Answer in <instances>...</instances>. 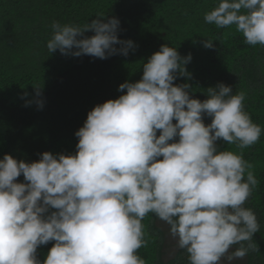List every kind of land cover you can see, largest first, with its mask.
<instances>
[{
    "label": "clouds",
    "instance_id": "clouds-1",
    "mask_svg": "<svg viewBox=\"0 0 264 264\" xmlns=\"http://www.w3.org/2000/svg\"><path fill=\"white\" fill-rule=\"evenodd\" d=\"M96 17L83 26L54 21L49 52L107 59L136 51L118 36L117 17ZM204 19L235 26L247 44L264 46V0H219ZM191 59L161 45L139 81L121 83L118 98L88 112L74 154L45 151L31 162L4 154L0 264H146L137 250L148 243L142 220L149 213L170 226L190 264H231L259 251L253 235L260 225L243 206L259 182L243 150L259 141L262 128L245 111L244 92L233 94L221 82L200 100L189 83L174 84L177 74L191 78ZM34 88L25 106L42 109V88ZM217 141L241 151L222 150ZM49 241L55 243L41 261L37 249Z\"/></svg>",
    "mask_w": 264,
    "mask_h": 264
},
{
    "label": "trees",
    "instance_id": "trees-1",
    "mask_svg": "<svg viewBox=\"0 0 264 264\" xmlns=\"http://www.w3.org/2000/svg\"><path fill=\"white\" fill-rule=\"evenodd\" d=\"M218 3L0 0V159L5 153L27 162L39 160L45 151L74 154L78 143L75 132L83 126L88 112L97 104L118 98L121 83L139 81L143 63L161 45L177 48L182 57L191 53L192 59L186 65L191 78L177 74L174 84L189 83L193 88L190 95L200 100L207 98L208 87L221 82L231 86L233 94L244 92V109L262 128L259 141L243 150L259 182L243 205L253 211L260 225V231L253 235L259 251H249L237 263L264 264V46L247 44L235 26L218 28L207 23L205 13ZM99 13L105 20L112 16L119 19L118 36L138 45L135 52L107 59L66 56L58 49L49 52L47 42L53 35L54 21L83 26ZM206 39L213 41V48L204 47ZM34 86L42 88V109L35 102L25 106L26 100L35 96ZM204 121L210 123L211 117L204 116ZM217 143L222 150L241 151L235 145ZM17 180L25 182L23 175ZM142 223L148 243L137 250V255L146 264H190L186 249L178 247L170 256L165 255L170 233L165 221L149 213ZM54 243L39 246L37 256L41 261ZM238 247L233 245V251Z\"/></svg>",
    "mask_w": 264,
    "mask_h": 264
},
{
    "label": "rangeland",
    "instance_id": "rangeland-1",
    "mask_svg": "<svg viewBox=\"0 0 264 264\" xmlns=\"http://www.w3.org/2000/svg\"><path fill=\"white\" fill-rule=\"evenodd\" d=\"M166 224V223H165ZM178 248L177 246V240L175 238H173L170 233L167 237V245H166V249H165V255L168 257L170 256L174 251H176ZM233 251L232 246L229 249V253H231ZM220 264H229V262L225 259L222 258ZM231 264H238L237 263V259L233 260L231 262Z\"/></svg>",
    "mask_w": 264,
    "mask_h": 264
}]
</instances>
